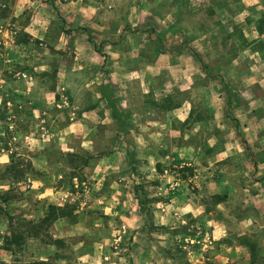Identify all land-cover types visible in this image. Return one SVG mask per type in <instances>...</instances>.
<instances>
[{
    "label": "rangeland",
    "instance_id": "obj_1",
    "mask_svg": "<svg viewBox=\"0 0 264 264\" xmlns=\"http://www.w3.org/2000/svg\"><path fill=\"white\" fill-rule=\"evenodd\" d=\"M0 16L18 47L13 65L0 57L14 85L0 104V264H264V204L240 189L264 188L247 162L264 164V0H0ZM241 149L236 181L237 161L215 153ZM209 166L230 196L206 187ZM224 198L220 214L249 223L235 260L222 247L236 239L180 209ZM67 203L75 218L40 224Z\"/></svg>",
    "mask_w": 264,
    "mask_h": 264
},
{
    "label": "crops",
    "instance_id": "obj_2",
    "mask_svg": "<svg viewBox=\"0 0 264 264\" xmlns=\"http://www.w3.org/2000/svg\"><path fill=\"white\" fill-rule=\"evenodd\" d=\"M1 17V16H0ZM7 37V38H5ZM12 35L10 32V29L5 27V23L1 20L0 18V57H6L7 61L10 62V64H14L16 61V55L14 54L17 50L18 47L15 45V43L12 40ZM2 45H6V49H4L2 47ZM9 49V50H8ZM8 50V51H6ZM8 52V54L6 53ZM13 52V53H11ZM4 53V54H3ZM87 63V62H86ZM6 66H4L2 64V66H0V78L3 76L4 74V70H5ZM117 76V74L114 72L112 74H110V77L112 79L113 82H116L115 77ZM14 85H4L3 83H0V104H2V97H3V92L6 90V88H11L13 89ZM186 105V104H185ZM189 105H186L180 109H178L176 111L177 116H179V119L184 122L186 120V118L188 117V108ZM228 104L225 108V113H228ZM157 122H154V124H156ZM122 151H113V153L106 158H103L101 160V165L99 164L97 167L99 170H103V168L101 167L102 164H111L112 162H114L117 159V156L121 154ZM127 151H125L126 153ZM174 153H177L178 155H180L181 158H190L192 159L195 156V151H173ZM142 154L145 155V158L149 159V160H153L156 163L161 162V160L159 159V153L160 151H142ZM216 156H220L221 160H228L231 158V161H237V165L233 167V171L236 172V175L238 174V176L235 178L236 181L240 180L241 176H239V174L244 171L243 167H241L239 164L242 161V163H246V161L244 160L243 162V158H245V151H243V149H241L240 151H217L215 153ZM152 162V161H151ZM248 168L250 170H252V174L256 176H260L264 174V164H258V165H253L252 164V160L249 159L248 161ZM100 163V162H99ZM34 168L36 167V164L33 165ZM110 167H112L113 169H116L118 167V165H111ZM121 167V166H120ZM225 167L227 166H223L222 172L226 171ZM130 168V167H129ZM97 169V168H96ZM95 169V171H96ZM128 169V167H127ZM201 172H203L206 175V178H210V181H208L205 185L208 189H211L212 192L211 194L213 195H220L221 197H223L224 195L230 196V193L227 191L230 188V176L228 175L227 177H220V182L219 183H213V181L211 180L212 177V173L215 170V168L213 166H209V167H203ZM106 175V174H105ZM264 176V175H263ZM164 176H159L158 179H160L159 186H165V180H164ZM171 180V178H167V182H169ZM228 181V182H225ZM242 181H240L241 183ZM39 189V183L37 184L34 181V186ZM242 190V192H247L248 193V200H253V203H257V204H264V188L260 187V189L258 190L257 187L253 186V187H249V189H245V188H240ZM64 189L62 190H58L56 192H54V196H60L61 193L63 192ZM239 191L238 188V183L236 184V186L234 187V193L237 194V192ZM47 196V195H46ZM180 198V197H179ZM232 198V196H231ZM49 203L51 204H57L59 205L60 203H56V202H52V199H48ZM222 200V199H221ZM174 201V200H172ZM187 202H184V204H182V206L180 207L181 210H183L182 212H186V213H191L193 215V217H195L196 219H198L200 222L205 223V226L209 227V231L208 233H211V235L213 236V238L215 240H225V239H236L233 242H231L232 246H229L230 243L227 242H223L224 245L222 248H224L226 250V252H231L232 256H225V258L227 260H235L236 257L239 258V255L237 256L236 253L238 254V252H245L248 250L247 247V243H242L240 241V238H242L243 236H245L247 234L246 232V228L248 227V220L243 219V220H238L234 218L235 221H229L227 219L232 218L229 215V212L227 213H223L220 214V212H223L225 210L226 205H228L229 203H231L232 201L230 200V198H227L225 200V198L219 202V204L216 206V208H214L216 210V212H209L207 211L206 206H202V204L200 202L197 201H193L191 199H187ZM245 201L246 198H245ZM200 203V204H199ZM220 210V211H217ZM220 215V216H219ZM219 217H221V219H219ZM239 239V240H238ZM230 253V254H231Z\"/></svg>",
    "mask_w": 264,
    "mask_h": 264
},
{
    "label": "trees",
    "instance_id": "obj_3",
    "mask_svg": "<svg viewBox=\"0 0 264 264\" xmlns=\"http://www.w3.org/2000/svg\"><path fill=\"white\" fill-rule=\"evenodd\" d=\"M261 31H262V29H260V32ZM87 32H89V31H87ZM90 39H91V36H90ZM204 67L209 71V67L207 65H204ZM219 79L223 80L222 77H219ZM230 106H231V104H229V102H228V110H227L228 116H231L230 109H229ZM110 107H112L113 112L117 115V112L115 110V105L113 103H111V101H110ZM182 172H184V171L182 170ZM142 206H143V204H142ZM75 211H76V208L70 203H67L63 206L50 205L47 214L41 220L40 224L43 226H50L60 219L75 218ZM143 212L148 216V218L151 216L150 210L143 209ZM147 226H148V224H146V227ZM36 229H39V227L35 225V227L33 228L34 236L39 235V231L37 232ZM57 243L60 244V243H62V241L55 240L53 242V244H57ZM30 264H47V263L46 262H35V263H30Z\"/></svg>",
    "mask_w": 264,
    "mask_h": 264
}]
</instances>
